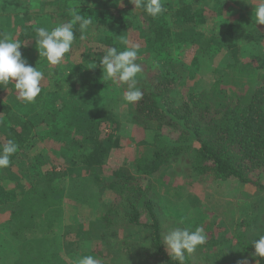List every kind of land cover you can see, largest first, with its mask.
<instances>
[{"label": "rangeland", "instance_id": "rangeland-1", "mask_svg": "<svg viewBox=\"0 0 264 264\" xmlns=\"http://www.w3.org/2000/svg\"><path fill=\"white\" fill-rule=\"evenodd\" d=\"M174 1L162 0L166 11L157 18H152L156 23L167 21L169 28L177 27L180 34L189 37L187 42L180 43L172 35L174 44L170 49L173 58L169 71L180 77L184 83L178 87L175 96L184 95L189 89H208L219 74L225 70L229 72L226 64L233 55L226 43L229 40L239 45L237 53L241 65L249 63L264 72V25L254 23V6L259 0H199V3L195 0H181L189 2L192 11L202 6L206 18L202 24H180L174 21L171 16ZM67 3L73 4L68 11L70 15L73 10H77L85 16L93 13L91 18L96 16L97 19L92 20L87 39L81 41L80 34L77 35L71 51L65 54L62 63L52 66L45 58L39 57L34 28L45 27L51 30L69 22V19L63 18ZM108 3L107 8L103 4H97L95 0H0V27L10 38L21 32V26L13 23L16 20L15 15L20 19L21 12L29 11L28 19L22 20L29 31L26 44L32 47V53L26 59L29 65L44 72L42 91L34 103L18 100L17 90L13 94H0V103L8 105L12 114L32 123L33 129L39 130L45 138V141L36 140L30 153L14 159L9 169H0L3 179L13 174L28 181L40 172L41 162L46 167L56 161L64 163L65 166L63 157H68L71 152V149H68V145L71 147V135L80 137L86 132L88 118L92 114L110 112L119 121L116 130L119 145L117 148H111L108 156L104 158V176L110 175L116 167L128 165L137 154L143 153V146L137 142L145 137V132L132 123L129 114L130 103L122 99L124 91L127 90L126 85L118 88L111 81H105L100 65L103 56L97 61L98 70L96 76H92L94 79L90 82L91 89L73 91L72 84L79 79L78 69L82 64L88 68L86 74H92L90 70L94 68L95 61L86 59L85 54L91 56L90 50L95 47L104 51L111 46L110 43H115L118 51H122L126 47L139 45L136 62L141 65L142 72L137 74V81L148 71L146 67L154 61L149 52L152 45L147 43L145 35L140 32L142 27L148 25L141 20L150 18L149 15L145 16V11L135 9L129 0H109ZM105 10L109 14H106ZM117 13L124 17V28H106L102 22H107L109 16ZM99 18H102V22H98ZM231 23L232 27L229 28ZM223 40L226 41L223 43ZM122 41H127V45ZM177 45L179 49L175 47ZM86 50L89 52L83 54ZM97 78L98 83L94 82ZM253 82L246 79L236 86L231 81L223 85L234 88L239 94L245 91L247 86H252L255 83ZM59 106L63 108L60 114L51 113L54 107ZM62 125H67L71 135L63 136L59 133L56 139L51 137L52 135L49 136V129L54 128L53 133H56L54 130ZM162 133L166 138L176 137V133L168 128H164ZM101 134L104 135V132ZM147 138L149 137L147 136L146 140ZM4 142V135L0 130V143ZM81 167L77 175L67 174L72 183L67 181L66 189L60 187L54 196L52 190L41 200L28 193V198L21 201L19 206L23 208V216L16 215L19 208L11 193L0 195V264H33L29 258H33L37 251L38 254L44 251L49 256L48 250L43 249L42 244L49 251L52 249L51 251L56 252L57 259H54L53 264H74L78 257L86 255L94 256L101 260L102 264H150V260L144 257L147 250L144 248L148 247L149 243V231L141 226L128 224L123 212L112 217L113 226L109 232H104L97 210L110 200L113 201L116 196L112 191L99 190L97 185L92 183V187L84 188L86 196L82 192L79 194V188L74 187L75 181L78 179L85 185L92 180L85 167ZM189 168L188 160L182 156L172 160L165 170L160 172L162 179L154 182L155 190L160 192L156 210L159 212L164 234L176 227H187L190 230L203 227L207 240L190 254L193 264L244 262L245 255L237 246L235 236L241 232L244 220L249 222V226L244 229L251 233L259 231L260 226L264 224V174H261L259 179L263 188H257L244 185L233 177L227 180L199 177L190 172ZM57 182L59 180L55 178L53 188H56L54 186ZM4 184L9 186L8 182ZM164 190H168V194ZM58 227L61 229L60 233L52 236L51 232ZM45 229L49 230V234L44 236ZM66 231L68 238L63 239ZM20 234L27 237L24 249L20 248ZM45 237L48 240L47 245L40 243L38 247L37 244L41 242L39 239L43 240Z\"/></svg>", "mask_w": 264, "mask_h": 264}, {"label": "trees", "instance_id": "trees-1", "mask_svg": "<svg viewBox=\"0 0 264 264\" xmlns=\"http://www.w3.org/2000/svg\"><path fill=\"white\" fill-rule=\"evenodd\" d=\"M108 1L95 0L97 4H103L107 8L109 7ZM195 2L199 3L200 1L195 0ZM72 7V3L66 4L63 18L69 20L72 18L68 13ZM139 10L143 12V10ZM172 11L173 20L180 24H202L206 21L201 5L192 11L189 2L175 0ZM28 12V10L21 12L20 19L19 16L16 17L15 15L16 20L13 23L21 26V32L11 37L23 43L20 51L25 58L30 57L32 53V47L26 44L29 31L26 23L24 24L22 21L28 19ZM105 13L109 14L107 10ZM143 13L145 16L148 15L146 12ZM88 16L92 17L93 13H89ZM109 17L105 23L102 22V18H99L98 22L101 21L106 25V28L116 26H119V29L124 28L122 25L124 17L121 14L117 13ZM149 17L141 20L148 25L142 27L140 32L145 35L147 43L150 42L152 45L149 52L154 61L146 67L148 71L144 72L141 78H138L137 86L143 92L142 99L131 103L129 106L132 123L145 132V137L137 142L138 145L143 146V153L137 154L128 165L116 167L110 175L104 176V171L102 172L104 158L108 156L111 148H117L119 145V136L116 132L119 121L110 112L92 114L88 118L89 125L86 132H83L80 137L72 136L67 125L55 129L54 132L56 133H53L54 128L48 130L49 136L52 135L51 137H55V139L59 133L63 136L71 135V147L68 145L71 152L68 157H63L65 166L64 163L56 161L53 165L46 167L41 162L40 172L28 181L13 174L5 179L0 176V195L11 193L16 199L17 208H19V213L16 215L23 216V208L19 206L21 201L28 198V193L35 199L41 200L52 190L54 196L60 187L65 188L67 181L72 183L67 174L77 175L83 166L87 174L91 175L92 180L85 185L78 179L75 181L74 187L79 188V194L82 192L86 196L87 194L83 192L84 188L92 187L90 185L93 184L97 185L99 190L112 191L116 196L113 201L110 200L100 210H97L104 232H109L113 226L112 217L123 212L128 224L138 225L149 231V243L148 247L144 248V250L147 249L144 257L150 260V264H178V261L171 258L167 246L163 243L165 232L159 212L156 210V201L160 192L155 190L154 182H159L162 179L160 172L164 171L172 160H177L183 156L189 162L190 172L196 176H208L213 180H227L233 177L244 185L263 188L259 179L260 175L264 174V72L259 71L249 63L241 65L237 53L239 45L229 40L226 43L233 54L232 59L226 64L229 72L225 70L219 74L208 89H189L184 95L175 96L174 94L183 80L169 71L173 58L170 49L174 44L172 35L180 43L187 42L189 37L180 34L177 27L169 28L167 21L156 23L153 22L150 15ZM91 19L95 21L94 19L97 17L94 16ZM78 27L76 25L74 29L75 37L80 34ZM228 27L231 28L232 23ZM4 35H6V31L0 27V36ZM192 40L194 39L192 38ZM225 41L223 40V43ZM110 45L109 47H116L115 43H110ZM179 45L175 47L179 49ZM106 51H101L100 47H95L90 50L91 56L85 54L86 59L91 62L95 61V65L90 70L92 74H86L88 68L85 64L79 67L78 74L80 76L76 80L78 86H74L76 83H73V91L91 89L92 84L90 82L94 79L92 76H96L98 70L97 61ZM86 52L89 50L83 54ZM246 79H251L255 83L253 82L252 86H247L246 90L239 94L235 92L234 88L223 85L231 81L236 86L240 81ZM98 81L97 78V81L94 82L98 83ZM248 87L250 88L248 89ZM14 91L16 90L13 82L5 87L0 86V94L4 92L13 94ZM62 109V106L54 107L51 113L60 114ZM31 124L19 115L12 114L8 105L0 103V130L5 140L3 144L12 139L19 146L18 151L10 157L11 165L14 159L22 154L30 153L36 140L45 141L43 134L39 130H34V125ZM164 128L175 132L176 137L166 138L162 133ZM102 132L104 135L101 134ZM147 136L149 138L146 140ZM55 178L59 182L54 186L56 188H53ZM142 180L145 181L142 182ZM3 182H8L9 186ZM164 192L168 194V190H164ZM29 219L32 221L31 215ZM244 221V224H241V232L235 236L237 246L245 255L244 262L239 264H264V259L254 255L255 249L252 245L253 240L264 235V224L260 226L259 231L251 233V231L244 229L249 226V222ZM60 230V227L56 228L51 232V235H57ZM44 231V236L49 234V230L45 229ZM19 236L22 238L20 248L24 249L27 237L21 234ZM67 238L68 231L64 233L63 239ZM39 240L41 242L37 244L38 247L40 243L47 245V237ZM42 247L48 250L49 256L44 251L39 254L37 251L35 256L29 260L33 264H53L54 259H57L56 252L51 251L52 249L49 251L43 244ZM136 257L139 256L136 255ZM145 258L142 260L144 261ZM185 264H193L190 255L186 254Z\"/></svg>", "mask_w": 264, "mask_h": 264}, {"label": "clouds", "instance_id": "clouds-1", "mask_svg": "<svg viewBox=\"0 0 264 264\" xmlns=\"http://www.w3.org/2000/svg\"><path fill=\"white\" fill-rule=\"evenodd\" d=\"M122 2V0H120ZM135 9H141L153 18L166 11L162 0H129ZM69 22L53 27L34 28L36 46L39 57L47 60L49 65L58 66L62 63L65 54L72 49L75 40V27L79 26L80 40L87 39L88 30L92 24L91 17L85 16L81 11L73 10ZM254 23L264 25V0H259L254 6ZM127 45V41H122ZM23 43L7 35L0 36V86L5 87L10 82L14 83L17 90V99L25 103H34L42 91L41 82L44 72L27 63L20 48ZM139 45L126 47L118 51L117 47H109L100 59L105 81H111L116 87L126 85L122 99L128 103H135L142 99L143 92L137 86V74L142 72V67L137 63ZM68 74V73H67ZM18 144L9 139L0 148V169L10 166V157L18 151ZM207 234L203 227L190 230L187 227H176L163 236V243L172 259L178 264H185L186 254L195 252L198 246L204 245ZM254 255L264 259V235L252 241ZM74 264H102L101 260L92 255L78 257Z\"/></svg>", "mask_w": 264, "mask_h": 264}]
</instances>
